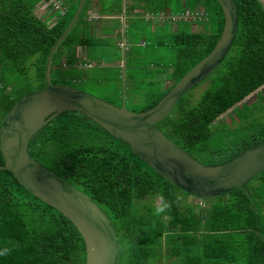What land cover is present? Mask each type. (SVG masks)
Wrapping results in <instances>:
<instances>
[{
    "label": "trees",
    "instance_id": "obj_1",
    "mask_svg": "<svg viewBox=\"0 0 264 264\" xmlns=\"http://www.w3.org/2000/svg\"><path fill=\"white\" fill-rule=\"evenodd\" d=\"M58 1L64 14V9H57L50 0H0V128L21 98L46 87L50 51L71 23L81 0ZM130 1L137 3L133 7H144L158 15L162 9L173 14L171 4L183 10L191 6L195 13L203 7L207 19L202 32L179 29L168 44L161 43L173 47L176 61L165 73L155 74L164 84L158 91H150L146 104L133 111L142 113L155 107L210 55L225 20L218 0ZM235 2L240 14L239 32L227 58L205 80L209 87L195 104L188 100V94L184 96L157 125L171 141L206 166L223 165L264 142V90L257 94V102H244L264 87V1ZM89 4L87 0L78 24L54 56V85L78 88L73 85L75 81L101 82L103 78L90 70L108 69L111 65L102 67L103 63L113 65L122 58H96L99 43L79 37ZM45 7V14L38 17L37 12ZM53 17L58 20L52 22ZM107 45L102 46L103 55L109 54L105 52ZM78 47H88V60H100L89 69L79 68L75 55ZM167 80L171 81L168 86ZM148 85L157 86L158 81ZM231 110L228 116L233 126L220 119ZM236 124L237 128H230ZM244 127L251 129L239 137L236 129ZM29 151L110 217L119 238L120 264H151L153 259L163 260L167 255L178 259L176 264H264V172L247 186V192L238 189L205 200L201 207L186 202L185 196L193 197L164 180L79 112H67L50 121L32 139ZM4 165L0 149V167ZM157 199L159 205L151 203ZM0 264H86V245L79 230L29 193L8 171H0Z\"/></svg>",
    "mask_w": 264,
    "mask_h": 264
},
{
    "label": "water",
    "instance_id": "obj_2",
    "mask_svg": "<svg viewBox=\"0 0 264 264\" xmlns=\"http://www.w3.org/2000/svg\"><path fill=\"white\" fill-rule=\"evenodd\" d=\"M86 2L80 1L74 18L50 51L46 87L21 98L3 120L0 149L5 165L0 171L10 172L29 193L73 223L85 241L86 264H120L119 238L110 217L88 195L41 164L29 151L32 139L50 121L67 112L85 114L164 180L201 202L238 189L247 192V186L264 172V142L223 165L206 166L157 127L184 96L217 71L231 52L240 25L235 0H218L225 24L210 55L155 107L142 113L115 106L77 88L53 84L54 56L78 24Z\"/></svg>",
    "mask_w": 264,
    "mask_h": 264
},
{
    "label": "rangeland",
    "instance_id": "obj_3",
    "mask_svg": "<svg viewBox=\"0 0 264 264\" xmlns=\"http://www.w3.org/2000/svg\"><path fill=\"white\" fill-rule=\"evenodd\" d=\"M92 1L90 0L89 6H92ZM128 1V0H127ZM264 1V0H263ZM100 4L99 8L101 9L102 14L106 10V12H109L111 8L116 7L117 9L119 8V4L123 7H126L128 5L123 4V0H99L98 2ZM129 7V6H128ZM127 7V8H128ZM172 10H173V15L169 14V19H167L168 16L163 17L165 19L164 22H159V16L160 15H154V14H149L151 16L152 21L146 22L145 20L139 21L141 19H137V21H131L133 22V26L131 28H123L122 31H119L113 38H110L106 40L105 42L108 43L106 50L109 51V54H107L110 57H107L106 54L101 56V58H110L113 59L117 55L124 57V54L126 52L122 49V46H119L122 50L120 52L118 50V43L120 44L123 41V37L126 35L129 37H132V42L129 43L131 45V49L129 53L126 55V60L129 61V70H126L122 67L116 66V65H111L108 69L104 68H93L90 70L91 74H94L96 76H99V79L103 78L100 81H84V82H79L75 81L73 83L74 86L78 87L77 89L82 90L86 93L92 94L94 96H97L100 99H104L105 101L112 102L116 106H125L128 110L130 111H135L139 110L142 108L147 100H146V95L150 91H158L160 87L163 86L162 80H158L156 78V73H165L168 69H171V67L174 65L176 61V54L175 50L171 45L165 46V45H159L158 42H165V44L168 42L169 38H171L173 34V29L172 26L174 22L176 25L179 26V28L182 29H189L191 30V24L185 23L183 21H188L192 23V26L194 28L195 32H202L203 31V23L207 21L204 13V8L199 9V12L195 13L196 10H191V6H189V9H179L177 6H173L171 4ZM46 7L42 10L40 9V13L37 12V16L41 17L45 14ZM190 10V11H189ZM187 11L191 12V15H195V17H189L187 16ZM44 12V13H43ZM163 15V16H164ZM191 19H189V18ZM154 18V19H153ZM173 19V24L170 23ZM54 20V21H53ZM58 20V17H53L52 22H56ZM183 20V21H182ZM186 21V22H187ZM87 23V29H89ZM133 27H135L133 29ZM84 31V29H83ZM114 30H110L112 33ZM116 31H114L115 33ZM83 35L88 36V31L87 33L85 32ZM82 35V36H83ZM127 40V39H126ZM159 40V41H158ZM145 42V44H142ZM168 44V43H167ZM117 51V53H116ZM141 56V58L136 59L135 57ZM127 61V62H128ZM116 64V63H115ZM107 66L103 65L102 67ZM85 67V66H83ZM89 69V67H87ZM33 75V72H32ZM134 77L136 78V81H130L129 78ZM165 77V76H163ZM153 81L156 82L158 81L157 86L150 87L148 85V82ZM79 82V83H77ZM164 82V81H163ZM171 81L167 80L166 85H170ZM209 82H202L200 85H198L196 88H194L191 92L188 93L187 98L188 100L192 101L193 104H195L198 99L201 97V95L206 91V89L209 87ZM152 88V90H150ZM264 87L261 88L260 90L254 92L248 98L244 100L245 103L251 105L254 102L258 101V93L260 91H263ZM242 103L239 104V106ZM229 114H232V110L229 111L226 115L222 116L220 119H225V122L228 124H232L231 118L228 116ZM245 125V124H244ZM246 125H249L246 123ZM233 126V125H231ZM238 125H234V127L230 128H237ZM251 127H244L243 129H236L237 135L239 137H243L246 135V132L249 131ZM187 199L186 202H193L197 205H201V207H204V203H202L200 200H195V198H188L185 196ZM154 205H159L160 199L155 200V202H151ZM185 205L188 206V204L185 203ZM163 250L167 254V247L164 242L163 245ZM165 256V255H164ZM162 261V262H161ZM178 262V259L169 257L163 258V260H156L153 259L151 261V264H176Z\"/></svg>",
    "mask_w": 264,
    "mask_h": 264
},
{
    "label": "crops",
    "instance_id": "obj_4",
    "mask_svg": "<svg viewBox=\"0 0 264 264\" xmlns=\"http://www.w3.org/2000/svg\"><path fill=\"white\" fill-rule=\"evenodd\" d=\"M98 2H99V0H93L92 1V6L89 7L88 13L86 15L85 26L83 25L84 31L82 29L80 36H79L80 38L94 39V40H96V42L99 43V45H98L99 47L97 46L96 51L94 52L96 58H100V55H103L102 54V46L106 43L105 42L106 40L113 38L119 31H122L124 27L125 28H127V27L131 28L130 25L133 26V24H134L133 22L136 19H142V20H145L146 22L152 21L151 20L152 17L149 16V14H154V13L147 12L144 9V7H133L137 3L133 4L130 0H128V1L123 0V4L125 6L128 5L129 7L126 6V7H123V9H122V6L120 5V7L117 9V6H116V7L111 8L109 12H106V10H105L104 13L102 14L101 9L99 8L100 4ZM140 5H143V4H140ZM199 9L201 10L202 8H199ZM162 10L163 11L161 12V14H159L160 15L159 16V22L163 23L164 20H162V19H165L163 17L168 16L167 19H169L170 13H169V10H166V9H162ZM38 13H40V12H38ZM154 15H158V14H154ZM171 15H173V14H171ZM189 19H191V18H189ZM131 21H133V22L131 23ZM186 21H183V22L187 23ZM173 22L174 21L172 19V22H170V23L173 24ZM87 23H89L88 25H90L89 29L86 28ZM193 26L191 25V30H192V32H195ZM134 28L135 27H133V29ZM204 28H203V30H204ZM172 29H173L172 30L173 32H176L180 28L174 22ZM110 30H114L116 32L114 33V31H113L111 33ZM87 31H88V36L83 35L85 32L87 33ZM131 40H132V37H129V35L128 36L126 35L125 37H123V41L120 44L118 43V46H122L123 48L125 47V49H122V50H124L126 52V54H124V57H122L121 60L117 61L116 64H114L116 66L119 65V67L123 66V68L126 70H128V68H129L128 67L129 61L126 60V55L129 53V51L131 49V45L129 44L132 42ZM161 43L162 42H158L159 45ZM142 44H145V42H143ZM75 50H76L75 55L77 56L79 63H80L79 68H81V69L87 68V67L90 68L92 66L91 64L94 65V64H96V62H98L100 60V59H95V58L93 60L90 58H89V60L87 59L88 54H89L88 47H78ZM66 53H68V52H66ZM135 58L139 59V58H141V56H137ZM85 62H88V64ZM81 63H83V64L81 65ZM103 65H112V64L103 63ZM83 66H85V67H83Z\"/></svg>",
    "mask_w": 264,
    "mask_h": 264
},
{
    "label": "built area",
    "instance_id": "obj_5",
    "mask_svg": "<svg viewBox=\"0 0 264 264\" xmlns=\"http://www.w3.org/2000/svg\"><path fill=\"white\" fill-rule=\"evenodd\" d=\"M50 2L51 3H53L54 4V6L58 9H64L63 7H62V4L58 1V0H50ZM65 13V9H64V11H63V13L62 14H64ZM187 16H189V17H195V15H191L190 14V12H187Z\"/></svg>",
    "mask_w": 264,
    "mask_h": 264
}]
</instances>
